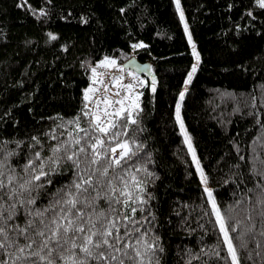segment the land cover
I'll return each mask as SVG.
<instances>
[{
	"label": "snow or ice",
	"instance_id": "1",
	"mask_svg": "<svg viewBox=\"0 0 264 264\" xmlns=\"http://www.w3.org/2000/svg\"><path fill=\"white\" fill-rule=\"evenodd\" d=\"M171 3L193 58L176 92L173 114L191 156L197 186L202 189L196 228L188 223L195 205L173 201L168 214L160 211L157 169L164 164L159 150L149 142L150 134L144 135L142 99L145 91L154 98L158 79L152 64L136 59L141 51L148 50L145 40L132 39L129 26L127 52L121 48L101 53L98 58H77L81 74L88 78L79 87V106L71 115L54 112L46 117L28 106L34 105L41 93L33 82L32 64L55 66L61 57L67 61L75 42L60 29L74 21L89 25L91 9L87 13L72 7L57 11L54 0H43L38 8L30 0H15L17 8L35 18L42 33L40 39L26 36L24 49L35 53L42 41L53 59L27 62L20 78L10 81L12 87L24 92L19 103L31 114V124L17 115L14 109L18 105L0 109V264H171L166 239L171 233L165 225L185 235L201 230V244L177 246L182 264H264V134L259 131L264 129V69L257 74L254 65L242 56L223 69L241 78L258 75L247 93H218L236 102L233 113L251 117L257 135L247 141L239 132L226 137L231 147L217 159L214 173L202 163L183 114L189 85L203 62L202 53L184 0ZM133 6L135 0H127L118 12L125 13ZM225 8L240 9L242 23L228 17L229 31H233L230 48L239 56L245 32L264 34V0H227ZM54 16L64 25H57ZM119 20L127 22L125 16ZM96 23L100 24L99 18ZM7 41L8 34L0 28V42ZM15 63L0 61L7 69ZM64 67L75 66L65 63ZM57 79L62 85L76 83L64 71L57 72ZM4 94L5 89L0 88V95ZM241 95L248 97L245 111L240 110ZM218 123L227 128L232 120ZM221 185L230 187L231 200L218 198ZM172 214L177 218L175 224ZM204 217L208 220L200 222ZM210 231L219 237L213 245L203 239Z\"/></svg>",
	"mask_w": 264,
	"mask_h": 264
},
{
	"label": "trees",
	"instance_id": "2",
	"mask_svg": "<svg viewBox=\"0 0 264 264\" xmlns=\"http://www.w3.org/2000/svg\"><path fill=\"white\" fill-rule=\"evenodd\" d=\"M227 0H184L186 15L193 31L194 39L202 53L203 62L193 83L189 85V94L185 97L183 114L185 123L192 133L197 151L201 155L202 163L209 166L214 173L217 170L216 161L231 145L226 137L239 132L244 140H251L257 135V129L252 128L251 117H242L240 112L233 113L237 107L234 100H226L218 93L235 91L247 93L258 79L257 76L247 74L245 77L225 72V67H231L232 61H239L244 57L254 65L257 74L264 69V34L257 35L254 31L245 32L241 40L240 55L237 56L230 48L233 42L231 20L242 23L239 18L240 9L228 11L225 8ZM35 7H40L43 0H30ZM56 10L72 7L75 11L91 9V23L79 25L75 21L72 25L64 26L60 30L70 36L75 47L67 56V61L61 60L55 66H37L32 64L35 72L34 83L41 88L37 102L32 105L35 112L51 116L54 112L71 115L79 106V87L82 81L88 79L83 76L78 67L77 58L85 56L98 58L101 53L111 52L113 49L123 48L128 51L126 36L131 27L132 39H143L148 44L147 51H141L136 57L142 63H150L156 72L158 85L154 98L145 91L142 98L145 104L144 135L150 134V143L159 150L163 159V168L160 171V180L157 181L156 194L159 199L162 215L168 214L169 204L173 201H183L189 206L195 205L188 221L196 228V218L200 215L201 201L199 193L202 189L197 186V177L194 165L190 163L191 156L187 153V145L178 131L174 120V100L186 71L193 59L191 48L187 44L186 36L182 35V25L177 24V17L171 0H135L133 7L126 8L125 13H119L118 8L124 6L127 0H54ZM125 16L126 23L119 20ZM97 18L100 24H97ZM57 25H64L63 21L53 17ZM0 28L8 34L7 42H0V61L8 64L12 61L11 69L0 64V88L5 94L0 95V109L18 105L14 110L21 119L32 123L31 114L27 112L25 104L19 101L24 92L12 87L10 81L19 79L22 66L29 61L43 58L51 61L52 53L45 50L41 41L35 53L26 51L23 40L26 36L40 39L42 33L34 17L15 6V0H0ZM95 41V43H93ZM150 53V54H149ZM123 62V61H122ZM74 65L73 69H65L64 64ZM10 71V75H8ZM64 71L69 80H75V85H62L57 79V72ZM9 81V83H5ZM240 110L245 111L244 105L249 103L246 95H241ZM259 103V97L257 98ZM223 113V116L220 114ZM215 117V118H214ZM231 119L227 128L222 127L218 120ZM41 123H45L41 121ZM258 128V126H257ZM264 134V129H259ZM188 161L189 163H186ZM193 172L189 176L188 173ZM219 178V177H217ZM218 198L222 201L232 199L228 185H221L217 189ZM206 207L210 208V205ZM188 211V209H185ZM183 215V213H182ZM173 224L177 218L174 214ZM204 217L200 222H206ZM210 227V225H208ZM166 230L171 233L166 237L171 253L168 257L171 264H182L178 255L177 246L195 247L201 244V230L185 235L180 229L175 231L169 225ZM208 245L218 242L219 237L214 231L203 234ZM239 243V241H237ZM254 245H250V248ZM224 253H222L223 255ZM246 259V258H245ZM258 260V257H254ZM251 264V262H247Z\"/></svg>",
	"mask_w": 264,
	"mask_h": 264
},
{
	"label": "water",
	"instance_id": "3",
	"mask_svg": "<svg viewBox=\"0 0 264 264\" xmlns=\"http://www.w3.org/2000/svg\"><path fill=\"white\" fill-rule=\"evenodd\" d=\"M136 59H137V61L139 62V63H141V64H143L142 62H140L139 60H138V58L136 57ZM142 75H145L146 76V78H148L149 80H150V77H147V74L146 73H141Z\"/></svg>",
	"mask_w": 264,
	"mask_h": 264
},
{
	"label": "rangeland",
	"instance_id": "4",
	"mask_svg": "<svg viewBox=\"0 0 264 264\" xmlns=\"http://www.w3.org/2000/svg\"><path fill=\"white\" fill-rule=\"evenodd\" d=\"M105 79L107 80V76L105 77Z\"/></svg>",
	"mask_w": 264,
	"mask_h": 264
}]
</instances>
